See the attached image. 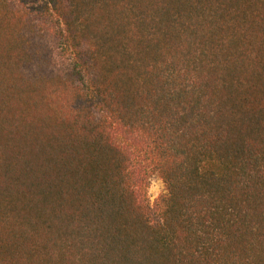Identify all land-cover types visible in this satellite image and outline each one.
Here are the masks:
<instances>
[{"label": "trees", "instance_id": "16d2710c", "mask_svg": "<svg viewBox=\"0 0 264 264\" xmlns=\"http://www.w3.org/2000/svg\"><path fill=\"white\" fill-rule=\"evenodd\" d=\"M0 264H264V0H0Z\"/></svg>", "mask_w": 264, "mask_h": 264}, {"label": "rangeland", "instance_id": "374dc122", "mask_svg": "<svg viewBox=\"0 0 264 264\" xmlns=\"http://www.w3.org/2000/svg\"><path fill=\"white\" fill-rule=\"evenodd\" d=\"M164 191H165V186L163 181L157 175L152 176L150 180V189H149L151 201L154 202L159 197V195L162 194Z\"/></svg>", "mask_w": 264, "mask_h": 264}]
</instances>
